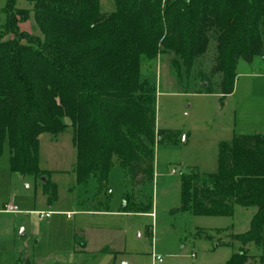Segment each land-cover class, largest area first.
I'll return each instance as SVG.
<instances>
[{"label": "trees", "instance_id": "1", "mask_svg": "<svg viewBox=\"0 0 264 264\" xmlns=\"http://www.w3.org/2000/svg\"><path fill=\"white\" fill-rule=\"evenodd\" d=\"M29 1L30 10L14 7L12 0L1 9L0 154L6 140L9 170L42 176L39 135L56 136L70 127L76 186H87L93 177L97 194L108 193L114 166L130 175L132 187L151 185L154 147L174 137L156 127V85L140 78L141 55H168L187 67L214 42V63L198 76L206 82L202 90L217 93L221 104L233 91L240 60L264 58V0H111L109 12L100 0ZM31 12L40 39L19 29ZM213 75L219 76L215 85L207 82ZM178 183L180 212L231 216L237 206L254 207L248 229L232 238L261 246L264 134L221 141L213 172L191 171ZM43 192L51 203L56 185L45 179ZM144 198L137 203L124 192L121 208L150 212L151 196ZM74 243L83 244L76 233ZM247 259L238 251L228 264ZM29 263L18 258L14 264Z\"/></svg>", "mask_w": 264, "mask_h": 264}, {"label": "rangeland", "instance_id": "2", "mask_svg": "<svg viewBox=\"0 0 264 264\" xmlns=\"http://www.w3.org/2000/svg\"><path fill=\"white\" fill-rule=\"evenodd\" d=\"M6 2L7 0H0V30L4 21L1 9ZM12 2L17 8H32L29 0ZM100 5L105 12L113 8L111 0H100ZM19 29L38 39L42 38L32 12L28 21L19 24ZM214 57L215 44L212 41L207 52L200 58L191 60L187 67L180 60L175 63L168 55H157L154 59H148L145 55L140 57V78L149 79L156 85V127L169 131L174 136L154 147V178L151 185L132 187L130 175L114 166L107 179L109 195L107 192L96 193L97 184L93 177L89 178L87 186H76L73 172L75 151L70 127L56 136L49 132L39 135L38 166L44 173L36 178L9 170V152L5 140L0 154V199L14 197L19 210L17 216L21 220L26 212L23 209L25 205L32 226L39 230V235L35 237L38 239L37 243L33 240L24 242L23 237L18 236L22 229L24 231V227L19 226L15 230L14 240L6 238L10 219L2 216L0 264H12L13 251L24 246V243H27L26 253L39 258L37 264H185L190 261L191 253H196L198 257L201 249L213 247L216 243L222 247L217 251L218 254L220 251L229 252L230 258L232 254L242 251L248 256L246 264H264V235L261 246L251 243L249 248L232 238L234 234L247 230V220L251 211L255 210L254 207L237 206L230 217L196 216L176 210L179 205L178 182L181 175L191 171L200 175L213 172L219 143L229 140L233 135L255 132L264 134V76L257 74L259 70H264L263 64L258 63L260 57H254L250 63L240 60L233 91L223 98L222 104L217 93L202 90L206 82H201L202 79L198 76L199 71L208 73ZM218 80L219 76L213 75L207 82L215 85ZM65 122L69 124L68 119ZM45 179L54 183L57 190L50 207L41 200ZM127 191L137 203L146 202L144 195L151 196L153 216L132 213L75 214L72 219L65 217L67 210H71V213L80 210L75 201L91 210L102 206L109 212L117 211L122 205V194ZM34 197L37 200L33 205ZM45 211L54 213L47 220L36 219L37 212ZM77 222L85 223L86 226L87 223L88 226L97 223L102 227L99 233L86 231L83 234L85 242L87 241L86 248L91 253L72 260L73 225ZM148 227L151 236L147 233ZM113 229L122 230L118 234L125 237L124 250L114 256L97 253L96 248L102 242L109 246L118 244V236ZM29 235L30 233L27 238ZM225 242L234 245L225 246ZM153 244L162 251V263L153 262ZM76 248L79 249V246ZM177 251L183 256L175 259L165 255ZM258 254L262 256V260ZM215 264H228V261L222 263L219 258Z\"/></svg>", "mask_w": 264, "mask_h": 264}, {"label": "crops", "instance_id": "3", "mask_svg": "<svg viewBox=\"0 0 264 264\" xmlns=\"http://www.w3.org/2000/svg\"><path fill=\"white\" fill-rule=\"evenodd\" d=\"M259 60L260 61H258V63L259 64H263L262 66H264V58H260ZM238 74H239V71L237 70L236 77L238 76ZM257 74H259L261 76H264V70H259V72ZM39 144H40V142H39ZM16 174H18V173H16ZM153 178H154V174H153ZM41 194H42L41 195V200H44L46 202L47 206L50 207L51 206V203H48L46 194H44L43 191H42ZM108 194H109V192H108ZM13 198L7 199V200H1L0 199V218L2 216H7L10 219L9 232H8L9 234H7L6 238H9L10 237V239L14 240L15 230L17 231V229H19V226H23L24 227V231L22 229L20 231V233L18 234V236L19 237H23V240H25L24 242H27L29 240H33L35 243H37L38 242V239H36L35 237L37 235H39V230H37V228H34L32 226L31 219L28 217L29 216V212L27 213L28 208H26L25 205H24V208L23 209L26 212H24V218L22 220L19 219V217L17 216V214H19L18 212H5V211L2 210V207H3L4 203H6V202L13 203L14 205L17 206V202L15 201L16 199L15 198L13 199ZM36 200H37V198L34 197V200H33V203H32L33 205L36 203ZM75 204L78 207V209H80V210L79 211H76L75 213H72V217L71 218H67L65 216L67 219H72L75 214H81V215H87V214H98V215H101V214L128 215V214H132V213H137V212H131V211L130 212L129 211H124L121 207L117 211L109 212L106 209H104L102 206L99 207V208H94L93 207L92 210H91V208H85V205L80 204V203H78L76 201H75ZM70 211L71 210H67V213H70ZM30 212H31V210H30ZM254 212H255V210L254 211H251L250 218H249V220H247L248 221V226H249V221H250V219H251V217H252V215H253ZM31 213L32 214H35L34 211L31 212ZM139 214H147V215H149V216L152 217L153 216V210L151 209L150 212H146V213H142L141 212ZM51 215H53V214H51ZM227 217H230V216H227ZM36 219H40V218L37 216ZM46 220H47V218H46ZM88 225H89L88 223H87V226H86V224L85 223H82V222H77V223H74V225H73V233H72V238H73V249H72V252L73 253L71 254L72 260L73 259H76L77 257L85 256L86 254L91 253V251L90 250H87V248H86V242L87 241L85 242V239H84L83 234L85 235L86 231L99 233L102 226H98L97 223L94 224L93 226H88ZM28 228H29V230H28ZM112 231L118 236V240H119L118 244L117 245H114V246H109L108 244L107 245L106 244L103 245L104 243L102 242V244H100V245L98 244V246L96 248V249H98L97 250V253L106 254V255H109V256L110 255H113L114 256L115 253H118V252H121L122 250H124V240H125V237L122 238L118 234V232H120L122 230L120 229V230L117 231L116 229H113ZM28 233H30L29 238H27V234ZM75 233L82 238V241H83V244L82 245L81 244H75L74 243V234ZM263 235H264V229H263ZM5 241H6V239H5ZM12 243H14V241ZM250 244L247 245V248H249L248 246ZM23 245L24 246H20V248L18 247L15 252L13 251V257L14 258H13V260H12L11 263L13 264L14 261L17 259V257L20 256V258H22V257L23 258H28V260H29V262L31 264H37L39 262V258H36L34 256L28 255L26 253V250H25L27 243H24ZM101 245H103V246L101 247ZM233 245L234 244L225 245V246H233ZM12 246H13V244H12ZM76 246H79V249L76 248ZM183 247L184 246H181V248H183ZM236 247H237V250H238L239 249L238 246H236ZM105 248L108 249V250H105L104 251L103 249H105ZM220 248H222L220 246V244L216 243L213 247H206V248H203V250L201 249V251L199 252L198 257H197V254L196 253H191L190 254V257H191L190 261L187 262V263H185V264H215V261L217 259H219V258L222 261V263H223V261H225V262H226V260L228 261V259H229L228 258L229 252L223 253L222 251H220V253L218 254L217 251ZM161 252L162 251H160V250L157 249V245L156 244H153L152 245L151 256L153 258V262H159V263H162L163 262L162 261V257L160 256V253ZM23 254L25 256H23ZM165 255L167 257L175 258V259L183 256V254H180L178 251L176 253H167ZM157 257H161V261H158L156 259ZM260 257H262V256H260ZM74 261H77V260H74Z\"/></svg>", "mask_w": 264, "mask_h": 264}, {"label": "built area", "instance_id": "4", "mask_svg": "<svg viewBox=\"0 0 264 264\" xmlns=\"http://www.w3.org/2000/svg\"><path fill=\"white\" fill-rule=\"evenodd\" d=\"M2 210L5 211V212H18V208L16 205H14L13 203H10V202H6L4 203L3 207H2ZM37 216L40 218V219H46L48 217L51 216V214H53L52 211H45V212H37L36 213ZM65 216L67 218H71L72 217V213H66ZM158 261H161V257H157L156 258Z\"/></svg>", "mask_w": 264, "mask_h": 264}, {"label": "water", "instance_id": "5", "mask_svg": "<svg viewBox=\"0 0 264 264\" xmlns=\"http://www.w3.org/2000/svg\"><path fill=\"white\" fill-rule=\"evenodd\" d=\"M42 180H43V178H42Z\"/></svg>", "mask_w": 264, "mask_h": 264}]
</instances>
